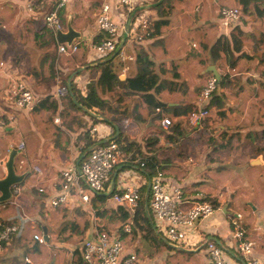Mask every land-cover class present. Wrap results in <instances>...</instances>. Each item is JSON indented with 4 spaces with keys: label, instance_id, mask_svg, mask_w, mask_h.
Returning a JSON list of instances; mask_svg holds the SVG:
<instances>
[{
    "label": "crops",
    "instance_id": "obj_1",
    "mask_svg": "<svg viewBox=\"0 0 264 264\" xmlns=\"http://www.w3.org/2000/svg\"><path fill=\"white\" fill-rule=\"evenodd\" d=\"M101 1L72 0L61 9L60 20L65 26L70 16L72 27L81 33L83 44L76 60L70 64L66 58L56 56L54 59L52 53L57 54L58 46L54 34L53 42L48 43L45 38V32L51 33L43 29V18L54 7L50 0H0V62L4 63V69L0 71V117L14 119L5 133L18 136L14 146L23 143L24 158L19 160L24 168L31 171L20 195L11 203L0 205V221L16 224L20 229L18 240L0 252V264H11L12 260V264L16 261L23 264V257H28L33 264H77L78 256L74 252L77 251L80 257V245L91 235L95 225L110 235L120 234L126 251L134 252L139 264H161L144 256V248L148 250L149 245L144 233L134 234L136 229L133 227L130 235L121 234V226L127 220H122V216L127 215L126 210L112 200L114 194L122 193L125 187L133 184L148 196V184L153 175L142 166L139 154L152 157L159 163L167 189L172 192L177 188L182 195L180 208L187 210L200 200L214 202L218 207V211L187 231L193 235L189 239H195L193 242L158 243L164 249L161 253L163 261L167 260L168 264H213L205 250V242L213 241L224 249L225 259L230 264H243L233 248L231 237L232 220L239 214L241 219L236 222L244 229L246 237L254 242L252 257L264 264V145L260 144L264 143V138L253 146L244 147L241 153H234L238 137L232 136L243 133V128H264V18L253 13L252 2L256 0H218L214 2L213 11L205 0H169L172 11L167 25L160 29L161 34L140 40L131 28L126 30L127 20L134 18V13L118 6L116 0H107L111 17L120 27L122 38L126 34V43L121 50L134 58L129 62L119 60L116 69L119 79L123 81L137 73L135 57L141 54L153 62V69L162 73L164 79H171L175 73L186 83L185 94L164 91L158 96L168 108L163 118L169 119L172 125H178V130L183 128L187 117H176L174 112L182 106H196L201 90L210 78L206 74L213 76L212 72H215L219 79L222 75L228 77L234 88L220 89L219 95L229 117L219 120L215 115L216 109L211 107L214 102H211L210 127L194 128L177 139L169 128L161 127L163 118L157 115L159 111L148 114L133 97L126 102L124 100L121 110L125 115L112 126L89 117L86 119L75 111H67V114L66 98L60 125L53 122L57 106L54 114L49 111L34 113L28 109H17L5 99L7 83L15 77L30 89L36 102L49 98L57 105L53 98L56 84L51 82L50 68L53 66L65 76L73 68L94 59L89 46L104 39L96 24ZM141 1L142 6L137 8L136 15L148 20L150 28V23L158 18L153 5L159 0ZM244 1L246 11L242 8ZM28 6H31V11H28ZM221 7L237 8L243 14L230 28H223L219 14ZM263 7L264 1L260 10ZM232 32L240 34L243 49L234 68L229 69L224 59L210 58L205 47H211L221 36L229 39ZM82 69V75L72 79L78 92L83 87L86 90V85L97 78V74ZM113 104L117 107L114 101L111 102ZM93 128L96 133L92 136L90 131ZM119 132L120 139L116 143L120 146L121 159L110 173L104 191L97 195L89 194V205L71 197L66 204L50 207L49 198L61 192L59 186L53 187L60 172L73 164L78 167L88 154L83 151L86 138L106 142L118 136ZM222 138L231 139L229 147L224 148ZM10 142L6 145L0 143V154L2 149L7 154ZM2 162L0 160V177L4 173ZM34 168L41 170V176ZM38 187L46 192L40 194ZM44 230L48 241L37 244L32 236L38 234L43 238ZM150 240L153 245L154 240Z\"/></svg>",
    "mask_w": 264,
    "mask_h": 264
},
{
    "label": "built area",
    "instance_id": "obj_2",
    "mask_svg": "<svg viewBox=\"0 0 264 264\" xmlns=\"http://www.w3.org/2000/svg\"><path fill=\"white\" fill-rule=\"evenodd\" d=\"M54 7L52 11L46 14L43 18V29L54 34L55 30L63 29L58 11L63 9L72 0H50ZM217 2L218 0H213ZM118 6L126 8L129 13H134V18L131 19L132 32L136 38L148 36L149 22L143 19L142 16H137V8L142 6L141 0H116ZM28 11H31V6H28ZM110 5L107 0H102L97 14L96 24L99 34L104 36L103 40L94 42L89 46V51L93 58L111 57L120 47L121 31L120 27L111 19ZM220 23L223 28H230L237 22L242 12L237 8L221 7L219 10ZM136 15V16H135ZM138 33L140 35H138ZM81 41H76L67 48L65 45L57 46V57L69 58L79 51ZM120 61H133L132 56L126 55L121 49L116 55ZM4 69V63L0 62V71ZM124 69V71H126ZM264 80V74H263ZM56 88L53 93V98L57 102V114L53 119L54 124H61V111L63 110V100L67 96L68 89L65 85L61 86L60 81L56 76ZM218 80L215 77H210L206 80L198 101L196 102V109L187 116V123L196 129H203L204 126L210 127L212 123L208 105L211 98L216 91ZM84 87L81 93L85 95ZM4 96L17 109L32 110L36 105V100L30 89L24 82L17 80L15 77L10 79L4 90ZM159 111V110H157ZM14 123V119L0 117V131L5 130ZM171 122L167 118L161 120V127L167 129ZM96 130L93 128L90 134L93 136ZM9 148H15L23 151V143L17 146L12 144ZM8 148V149H9ZM120 146L114 142L109 141L102 145H96L90 149L89 153L84 157L85 159L80 165L74 164L65 168L60 172V175L54 181L53 187H60L61 192L55 197H50L48 205L50 207H58L66 204L71 197L80 200L85 205H89V194H98L104 191V186L109 180L110 173L118 165L120 161ZM23 162L20 161V167ZM38 176L42 172L38 168H34ZM84 186V188H83ZM85 189V190H84ZM149 189V209L154 217L156 229L159 232H165V241L178 244L186 239V232L193 229L194 224L210 217L218 207L214 202H207L200 200L193 207L185 210L180 208L182 203V195L180 191L175 188L170 192L163 179L161 172L156 173L151 177L148 184ZM40 194L46 191L42 187H38ZM20 195V188L13 189V198ZM112 200L118 205L124 207L128 216L126 222L121 226V234L130 235L134 226V215L138 208L140 200V188L133 184L125 187L120 194H114ZM241 219V215L237 214L232 220V240L234 242L233 248L239 254L243 264H261L259 261L253 259L252 253L254 249V242L246 237L244 229L236 222ZM95 225L91 235L84 239L80 245V259L83 264H139V258L134 252H127L125 244L122 241L120 234L110 235L98 229ZM20 229L16 224L3 223L0 221V252L15 243L19 238ZM33 241L37 244H44V239L38 234L32 236ZM205 250L209 260L213 264H230L225 259L224 249L216 245L213 241L205 242ZM26 264H33L28 257H24Z\"/></svg>",
    "mask_w": 264,
    "mask_h": 264
},
{
    "label": "trees",
    "instance_id": "obj_3",
    "mask_svg": "<svg viewBox=\"0 0 264 264\" xmlns=\"http://www.w3.org/2000/svg\"><path fill=\"white\" fill-rule=\"evenodd\" d=\"M263 1L264 0H256L252 2L253 13L261 18H264V7L263 10H260ZM242 5L243 11H246L245 1L242 2ZM153 10L157 12L158 18L150 23L151 27L148 31V36L145 37L147 39L159 36L161 34L160 29L161 27L167 25V18L172 11V7L169 4V0H163L162 3L153 8ZM61 11L62 10L58 11L59 19L61 18ZM128 16H130V14ZM60 22L62 24V27H64L63 20H60ZM49 34L51 37V41L53 42V34ZM262 37L264 38V35ZM205 49L208 50L210 58L218 59L222 57L225 61L226 66L231 69L234 68L237 61L240 59L243 45L240 39V34L232 32L229 39L221 36L211 47H205ZM108 58L109 57L94 58L89 63H84L79 65L78 67L73 68L70 73L68 72L67 75H65L66 77L62 79V83L68 89L65 103L66 112H82L95 122H104L107 125L112 126L114 123L118 122V120H120L123 115H125V112L121 110V106L125 98L133 97L136 98L137 101H139L140 105L146 109L148 114L152 112L156 113V111L159 110V113L157 115L162 119L164 111H167L168 108L166 107V104H164L161 99L158 98V96L164 91L168 93L179 94H185L186 92L187 88L185 82L181 81L175 73H173L171 79H164V75L162 73L155 72V70L153 69V62H151L146 56L138 54L135 57V64L136 66H138L137 73L134 76L126 77L123 81L119 79L116 73V70L114 68V59L106 61ZM80 68H84L86 72L97 74L96 80L90 81L86 85V92L84 96L81 92H78L76 90L72 83L73 78L82 75V72L75 74V72ZM206 76L211 77L212 75L211 73H207ZM53 77L54 67L51 66L50 79H53ZM218 85L220 86V89L228 87L231 89L234 88V86L230 85L228 77L226 75H222V77H220ZM111 94L116 95V98L113 101L115 104H117V107H115L114 104L111 105V102L108 103L109 100L106 99V96ZM211 102H214V105H212L211 107H214V109H216L215 115L219 118V120H223L229 117V112L223 103L222 96L216 95V93L214 92L208 108H210ZM195 109L196 107L193 105L182 106V108L175 110L174 115H176V117H187ZM95 110H105L110 112V118L97 117V113L95 112ZM40 111H49L50 113L54 114L56 111L55 102L50 101L49 98H45L40 102H37L33 107L32 112L37 113ZM69 112H67V114H69ZM168 128V130L176 135L177 139L184 137L186 133L194 130V127L187 122L184 124L181 130H178V125L172 124ZM113 134L115 135V132ZM120 135L121 134L119 132L118 136L113 137L111 140H107L106 142H118L120 139ZM165 138L168 140L169 136L166 134ZM86 140L87 142L85 144V148L83 149V151H86V153H89L90 148L92 149L96 145H102L106 143L102 142V140H91L88 138H86ZM222 140L224 148L229 147L231 139L222 138ZM136 153L139 154V151L136 150ZM139 159L143 161L142 166L146 167L147 171L150 172L151 175L154 176L156 173L161 172L159 163H157L154 158L142 156L141 154H139ZM103 199L105 198H101V200ZM149 199V193L147 196L144 192L141 193L140 190V200L133 218V227L134 229H136V231H134V234L136 232L142 234L144 233L145 239L151 238L154 240L155 244H164L167 241H165L160 236V233L157 231L153 223V219L149 209ZM145 203H147V207ZM127 218V215L122 216V220H125ZM231 227L233 228L232 224ZM154 229H156L157 232ZM162 239L164 241H162ZM74 255L78 256L77 264H83L77 251L74 252ZM15 264H17V262Z\"/></svg>",
    "mask_w": 264,
    "mask_h": 264
},
{
    "label": "rangeland",
    "instance_id": "obj_4",
    "mask_svg": "<svg viewBox=\"0 0 264 264\" xmlns=\"http://www.w3.org/2000/svg\"><path fill=\"white\" fill-rule=\"evenodd\" d=\"M205 2L208 4V7H209V9H210V11H213L214 10V8H215V4L216 3H214V1H213V3L211 2V0H205ZM45 38H46V40H47V42L48 43H50V41H51V37H50V34L48 33V32H45ZM52 52V51H51ZM53 54V56H55L54 57V59L56 58V56H57V54H56V52H53L52 53ZM55 54V55H54ZM263 58H264V53H263ZM221 59H223L222 57H221ZM66 60H67V63H70V62H72L73 63V61H75L76 60V55H73V56H71V57H69V58H66ZM114 68H115V70L117 69V67H118V62H119V59H118V57L116 56L115 58H114ZM71 64V63H70ZM71 72V71H70ZM69 72V73H70ZM91 74H93V73H91ZM56 76L58 77V79H60L59 81L61 82L60 83V85L61 86H63L64 84L62 83V79L63 78H65L66 76H63V75H61V73H59V70L58 69H55L54 68V77H53V79H51V82L52 83H54L55 82V79H56ZM66 98V97H65ZM64 98V99H65ZM106 98H108V103L109 102H112L115 98H116V95H114V94H111V95H108V96H106ZM129 98H125V102L128 100ZM133 101V100H132ZM133 102H135V101H133ZM127 110H129V106L127 105ZM98 111V112H97ZM96 111V113L97 114H99L102 118H104V117H108V118H110V112H108V111H105V110H97ZM62 113H63V111H61V116H62ZM80 114L84 117V118H86V119H88V117L85 115V114H83L82 112H80ZM102 123H104V122H102ZM106 124V123H105ZM262 126H264V122L262 123ZM245 131L243 132V133H237V134H234V135H232V136H236V137H238L237 138V148H235L234 150H233V152L234 153H241L242 151H243V148L244 147H246V146H253V145H255V144H257V141H260L261 139H263L264 138V128H262V127H256V126H253V127H247V128H243ZM6 130V129H5ZM5 130H3V131H0V143H2V144H4V145H6V143L9 141V140H11V142L10 143H12V145L13 144H17V141H18V136L16 135V134H14V135H12V134H10L9 135V133H5L6 131ZM216 130V129H215ZM245 134H246V137H244L245 136ZM260 144H262V145H264V143H261L260 142ZM2 153L0 154V160H4L5 159V157H6V154H5V150L4 149H2V151H1ZM24 158V155L22 154L20 157H19V159H23ZM17 160L16 161V165H15V167H16V170L17 171H23L24 169H26V168H24L25 167V165L23 164V165H21V168H20V164H19V162H20V160ZM23 189L24 188V184H22L21 186H20V189ZM150 200V199H149ZM152 219H153V217H152ZM153 221H154V219H153ZM155 222V221H154ZM159 233H160V236L162 237V238H164V239H166V237H165V232L163 231V230H160L159 229ZM193 237V235H190V234H188V232H186V239L183 241V242H181V243H178V244H185L187 241L188 242H193L195 239H193V240H189L190 238H192ZM148 240H149V242H148ZM80 239L79 240H77V243L79 244L80 243ZM146 242L149 244L148 245V250H146V248H144L145 249V254H144V256L146 257V259H154V260H158V261H160L161 262V264H168L167 263V260L166 261H163V258H162V252H164L163 250L164 249H162L161 247H162V245H157V244H151L150 242H151V240H150V238H147L146 239ZM198 243V242H197ZM150 249V250H149ZM24 258V257H23ZM22 258V263L23 264H26L25 262H24V259ZM72 259H74L73 257H72ZM74 261H75V259H74ZM14 262V260H12L11 261V264ZM17 262V261H16Z\"/></svg>",
    "mask_w": 264,
    "mask_h": 264
},
{
    "label": "water",
    "instance_id": "obj_5",
    "mask_svg": "<svg viewBox=\"0 0 264 264\" xmlns=\"http://www.w3.org/2000/svg\"><path fill=\"white\" fill-rule=\"evenodd\" d=\"M163 0H159L156 4L153 6L156 7L159 4L162 3ZM152 6V7H153ZM130 21L131 17L127 20L126 23V30H129L130 27ZM55 35V41L58 45H65L67 48H70L72 44L76 41L81 40V33L76 31L71 24V18L68 16L66 25L64 29H58L54 32ZM126 34L123 35L122 38V44H120V47L118 50L109 57L106 61L112 60L118 53V51L121 49L123 43L125 42ZM93 66V65H91ZM83 69L80 68L75 73L81 72ZM212 72V71H211ZM213 76L219 81V75L215 72H212ZM220 86L217 85L216 87V94L219 95ZM22 155V151L15 149V148H9L7 150V154L5 159L2 162V169H3V175L0 177V205L11 203L13 200V189L15 187L21 186L25 179L31 174L30 169H24L23 171H17L16 170V161L19 159V157ZM82 160V158L79 160V162ZM77 162V164L79 163ZM43 239L45 242L48 241L46 231H43ZM53 262H51L52 264Z\"/></svg>",
    "mask_w": 264,
    "mask_h": 264
},
{
    "label": "clouds",
    "instance_id": "obj_6",
    "mask_svg": "<svg viewBox=\"0 0 264 264\" xmlns=\"http://www.w3.org/2000/svg\"><path fill=\"white\" fill-rule=\"evenodd\" d=\"M65 27V26H64ZM64 29V28H63ZM53 34V33H52ZM55 36V35H54ZM76 55V54H75ZM215 93H216V91H215ZM208 110H209V108H208ZM19 164H20V162H19ZM21 168V167H20Z\"/></svg>",
    "mask_w": 264,
    "mask_h": 264
}]
</instances>
